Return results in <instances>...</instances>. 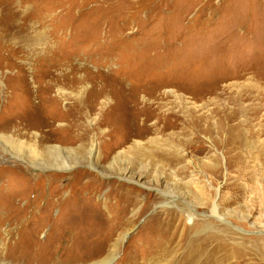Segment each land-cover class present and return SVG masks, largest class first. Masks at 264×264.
Returning <instances> with one entry per match:
<instances>
[{
  "label": "rangeland",
  "instance_id": "rangeland-1",
  "mask_svg": "<svg viewBox=\"0 0 264 264\" xmlns=\"http://www.w3.org/2000/svg\"><path fill=\"white\" fill-rule=\"evenodd\" d=\"M206 2L0 0V33L5 31L12 36L16 33L14 25L19 24L28 31L15 41L24 61H31L30 55H33L36 62L43 57L41 51L45 53L46 48L56 47L60 56L69 51L70 55L79 52L81 55L73 56L72 66L89 67L91 73L98 70L93 68L96 67L93 58L96 62L101 58L106 76L113 70L125 72L121 70L124 67L129 70L134 55L127 52L143 48L150 50L152 57L160 54L173 61L174 64L168 63L163 68L166 61L163 58L152 64V68L163 74L175 72L173 80L185 82L189 87L169 88L174 93H168V88L155 91V84H145L135 86L133 93H118L117 97L102 95L92 110L82 114L79 135L84 134L85 140L70 146L78 149L79 158H86L93 144L100 155L108 153L109 158L98 160L96 168L77 159L78 165L73 170L58 167L41 171L27 166L21 155L19 159L1 150L0 217L6 215V222L0 224V233L13 250L8 255L14 260L11 262L28 255L30 263L25 264H100L107 256L103 242L117 224L116 227L120 226L118 231L113 229V243L118 246V255L112 264H124L127 260L131 264L142 249V231L155 216L164 219L170 211L181 214L183 227L192 225L194 218L211 216L203 206L197 209L186 206L198 202L196 187L203 188L218 201L223 197L228 199L234 186L240 191L237 209L244 214L251 211L246 231L253 233L246 232V235L264 238L257 233L260 229L253 227L255 223L264 225L262 196L252 193L249 187H259L264 181V175L257 174L264 170V55L257 54L264 51V28L256 29L259 25L261 28L264 17L256 13L259 0H212V9L205 12L202 6ZM44 22L46 25L41 27ZM92 29L96 31L90 32ZM75 32L78 36L74 39ZM42 35L43 40L36 41ZM49 38L53 47L44 45ZM6 42L14 48L11 40ZM6 67L0 59V120L6 116V106L12 103L9 93L17 85ZM127 81L126 85L130 86ZM64 88L70 95L66 96L68 102L60 100L61 111L74 110L76 102L81 106L80 101L89 98L91 85ZM56 95L55 92L50 97ZM115 103L117 107L112 108ZM143 105H151L158 110L155 113L176 114L179 126L167 133L151 131L141 138L132 137L127 144L111 151V142L115 143L130 130L118 123ZM150 111L141 109L142 119L152 116ZM60 123L63 121H57L53 129H59ZM6 133L27 144L33 143L31 133L21 131L20 135H14L13 130L0 131L4 136ZM234 133H239L240 138L231 144L228 141ZM133 140L139 141L153 156L136 151ZM22 156L28 160L27 153ZM228 164L243 167L247 175L238 179L239 168H229ZM212 166L220 168L215 176L209 169ZM20 170L24 175L40 176V180L33 183L19 180L15 171ZM82 171L91 175H86L85 181L92 178L96 181L88 189L71 182ZM252 173L262 178L256 177L250 183ZM53 178L56 180L50 184ZM58 198L63 201L56 202ZM7 201L11 206L6 205ZM223 207L224 212L234 210V207ZM96 218L101 222L97 230H91ZM194 230L192 234H196L197 229ZM36 232L34 241L40 247L33 246ZM258 241L257 246L264 245V239ZM27 244L31 247L24 250ZM180 254L170 264H177ZM84 256L88 258L83 259Z\"/></svg>",
  "mask_w": 264,
  "mask_h": 264
},
{
  "label": "bare ground",
  "instance_id": "bare-ground-1",
  "mask_svg": "<svg viewBox=\"0 0 264 264\" xmlns=\"http://www.w3.org/2000/svg\"><path fill=\"white\" fill-rule=\"evenodd\" d=\"M205 1L207 2L203 4L202 9H206V12L209 10V8L212 9V5L210 3L212 0ZM256 8L257 15H260L263 18L264 0H259V2L256 4ZM187 11H189V9ZM0 14H2V12H0ZM16 15L14 14V16ZM252 17L254 18V16ZM262 21L263 22L261 24V28L259 25L260 23L257 24L259 25L256 28L257 30L264 28V18ZM45 25L46 24L44 22L40 26L44 27ZM240 25H243V23L240 22ZM14 26L16 29V33L13 34L14 36H8L5 31L4 33H0V59L2 64H4V66H7L6 68L11 71V80L15 81V84H17L9 93L10 102L12 103L6 106V116L3 117L2 120H0V131L4 129L13 130L14 135H20L21 131L25 134L31 133L33 143L27 144V142L21 141L19 137L16 138V136L13 137L11 135H7V133L6 136L0 134V154L2 150L4 154H10L17 158H19V156L21 155V160H23V162L32 169H39L43 171L44 168L56 169L59 167L61 170H68L71 168V170H73V167L78 165L76 163L77 159L82 160L83 163L90 165V167H92L93 165V167L96 168V165H98V160H106V158H109L108 153L100 155V150H97V147L94 144L91 145L90 148H88V152H86V158L85 156L79 158L77 152L78 149L70 147L73 146V143L75 142L85 140L84 134L79 135V131L81 130L80 120L82 118V114H84V112L86 111L92 110L95 106L96 101L102 95L114 94L117 97L118 93H133L135 86L145 84H155V91H160L165 88H175L176 90L189 89L188 85H186L185 82L178 83L180 81L173 80L176 77L175 72H173L172 74H163L159 70L152 68V64L163 58L164 60H166L164 62L163 68H167V64H171V62L173 61L169 62V60L165 59L167 57H163V55L160 54H157L156 57H152L150 55L152 54L151 51L143 48L142 50L141 48L137 49L136 52L125 51L127 52V54L134 55V62L132 63V67L129 70H127V67H124L121 70H125V72L119 71L120 69L116 71L113 70L112 74L107 73L106 76L104 70L102 69L103 62L101 58L97 62L93 58L92 63H94V65L96 66L93 68H96L98 70L97 72L91 73L92 69L89 67H83L81 65L79 66L81 68H78L72 66V59H74V57L79 52H77L76 55H70L71 51L65 53L62 52L65 54V56L63 54H61L60 56L59 52H56V47L53 50L46 48V51L44 49V51H46L45 53L41 51L40 53L43 55V57L36 62L33 61V55H30L31 61H24L23 57L21 56V50L16 45L15 41L21 39L22 36L28 31L23 30L20 24ZM91 31H96V29H92L90 30V32ZM42 36L43 37H40L36 41L43 40L44 35ZM77 36L78 33L75 32L74 39L77 38ZM8 40H11L14 48L7 46L6 41ZM49 41L50 38L49 40H45L44 45L51 44L52 41ZM49 46L53 47L52 44ZM262 47H264V45ZM84 51L82 54L84 56H87V52ZM257 54L263 56L264 51L261 53L257 52ZM79 55L81 54L79 53ZM20 57H22V61H19ZM112 63L114 62L112 61ZM13 70L15 72H12ZM79 73H83V75L80 77V75L78 76ZM126 80H128L127 82H129L128 84L130 86L126 85ZM159 81H163V83ZM105 82H107L108 85ZM87 84L91 85V89L89 90V98L87 100L80 101L82 102L81 106H83L84 109L80 105H78V102H76L74 110L65 109L64 111H61L59 109L60 100L68 102V100H66V96L70 95V93L65 91V86H84ZM168 89H166L168 93H174V90ZM55 92L57 93V95L54 97H50V95ZM117 104L118 103H115L112 108H116ZM145 108L152 110L150 111L152 116L142 119L140 111L141 109ZM152 108L153 107L151 105H143L141 108H139V110H135L133 108L134 111H132V115H128L126 119H124L121 123H118L122 128L130 130L115 143L111 142V151L118 146H124L131 141L132 137L141 138L146 136V134L150 133L151 131L167 133L169 131L175 130L179 126V117L176 114L168 113L166 115L164 112H156L157 114H159L157 115L155 113L157 109L154 110ZM153 120L154 122L152 123ZM57 121H63V123H60L61 127L59 129H53V126ZM150 121L152 125H146V123H149ZM131 129L137 131H131ZM238 135L239 133H234L228 142L234 144L238 140V138H240L238 137ZM132 142L133 147L137 146V148L135 149L136 151L138 150V152L140 153L146 152L145 155L149 157L153 156L152 152L149 150L146 151L147 149H144L139 141L133 140ZM43 152L45 154H43ZM23 153H27L28 160L23 159ZM53 161L55 162V164H46V162L51 163ZM235 165L228 164V167H237V165ZM237 168H239L238 179H241L245 174L247 175V173L244 172L243 167L238 166ZM209 169L214 176L220 172L219 167L212 166ZM263 171L264 170L260 171L261 173L257 172V174L264 175ZM23 172L24 171L22 170L15 171V174L19 178V180L23 179L28 183H33L34 180H36L37 182L40 180V176L37 177L34 175H24L22 174ZM257 174L252 173L249 176L251 177V181H249L250 183L253 182V179H256V177L258 176ZM86 175L91 176L84 171L78 172L77 176L74 177L71 182L73 181V184L79 183L81 184V187L88 189V187L90 185H94V182L96 181L92 177L91 180L85 181V178L88 177ZM259 178L262 177H257V179ZM195 179L193 180L195 181L194 183H196ZM55 180L56 179L53 178L50 184H53ZM237 182L238 181L236 180L234 183ZM96 184L97 183H95V185ZM249 187L252 193L255 192L256 195L261 194L262 205L264 206V181L260 184L259 187L257 185H250ZM196 189L199 192V198H195H198V202H195L193 206L191 204H187L186 206L193 207L194 209H197L198 206H203L207 209V211L210 212L211 216L206 215L201 220H196L194 218L193 224L189 227H183L181 225L182 215L178 213L176 214L171 211L168 213L166 212L167 216L164 219L158 218L159 216H155L153 218V221H151L142 231V249L138 252V255L133 258L131 264H170L174 259L176 260L178 252H181V254L179 255L177 264H264V245L257 246L260 243V241L258 240L264 238L249 237L246 235L247 233H253V231H246V228L248 227L247 221L248 218H250L251 211H246V214H244L236 207V204L240 199V191L235 189L234 186L231 187L232 192H230L229 198L226 199L223 197L221 198L222 200L219 199V202V200L216 201L215 198H212L210 195H208L203 188L196 187ZM62 201V198H58L56 200V202ZM6 205L11 206V202L7 201ZM223 206L234 207V210L232 209L231 212L226 210V212H224L225 210ZM184 212H186V215H188V211ZM8 213H10L9 210ZM177 220L178 224L176 223ZM196 221L199 223L196 224ZM3 222H6V215L2 218L0 217V224ZM93 222H95L96 224H94V227H92L91 230H97L98 224L101 221L96 218L93 219ZM235 222L237 223L236 225ZM116 225H113L114 227L110 230V234L106 236V240L103 242L104 249H107L104 250V253H107V256H105L100 264H112L117 258L118 252H116V250L118 249L116 248L118 246L115 245L116 242L113 243V229H115L114 232L116 230L118 231L120 225L117 227ZM253 227L260 229V231L257 233L258 235H263L264 237V225L262 223H255ZM37 228L40 229L39 227ZM242 228L245 230H243ZM194 229H197L196 234H192V232L196 231ZM88 231L89 230H87L86 232ZM37 235L38 232L35 233V237L32 241L37 239ZM186 241L189 242L187 245V250H185ZM35 244L36 241H34L33 246H41ZM23 247L25 250V247H31V245L27 244ZM10 253H13V250L9 247V243L6 241V239L1 237L0 233V262H2V264L30 263L28 255L18 258L16 262H11L14 260L8 256ZM75 256L78 255L76 254ZM87 256H84L83 259H87L89 257ZM128 262L129 261L127 260L124 264H128Z\"/></svg>",
  "mask_w": 264,
  "mask_h": 264
}]
</instances>
